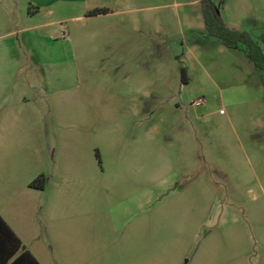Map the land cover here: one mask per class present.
Here are the masks:
<instances>
[{"label": "rangeland", "instance_id": "374dc122", "mask_svg": "<svg viewBox=\"0 0 264 264\" xmlns=\"http://www.w3.org/2000/svg\"><path fill=\"white\" fill-rule=\"evenodd\" d=\"M199 1L0 0V215L42 264H264V70L214 34L264 53V0Z\"/></svg>", "mask_w": 264, "mask_h": 264}, {"label": "trees", "instance_id": "16d2710c", "mask_svg": "<svg viewBox=\"0 0 264 264\" xmlns=\"http://www.w3.org/2000/svg\"><path fill=\"white\" fill-rule=\"evenodd\" d=\"M203 12L207 28L213 26L214 18L218 16L214 5L209 4V0H202ZM111 12L108 8H95L88 12L89 16L105 14ZM222 28V31H221ZM216 34L230 48H239V42L245 43V53L254 67L264 70V53L260 45L245 31L229 29L221 26L214 27ZM0 264H42L35 255L28 250L22 240L15 233L12 227L0 215Z\"/></svg>", "mask_w": 264, "mask_h": 264}, {"label": "crops", "instance_id": "0c3cea01", "mask_svg": "<svg viewBox=\"0 0 264 264\" xmlns=\"http://www.w3.org/2000/svg\"><path fill=\"white\" fill-rule=\"evenodd\" d=\"M199 2L201 3V0ZM27 4L33 5V9L29 10L30 11L29 15H31L29 18L33 21L36 20V24H33L32 27L35 29L54 27L58 24L66 22L68 19H79L86 17L84 16L85 13L95 8H108L111 11L109 13L111 14L116 12L129 13L137 9L134 0H27ZM78 7L83 11V14L75 15L71 17H66L62 15V12L74 11ZM52 38L53 40L56 41L62 40V38L58 36L55 37L53 36ZM12 229L14 230L13 227ZM15 233L17 234L16 231Z\"/></svg>", "mask_w": 264, "mask_h": 264}]
</instances>
